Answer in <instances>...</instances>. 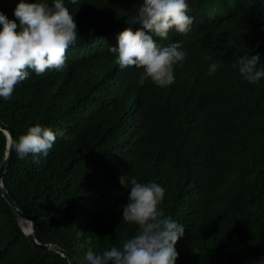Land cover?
I'll return each mask as SVG.
<instances>
[{"label": "trees", "instance_id": "1", "mask_svg": "<svg viewBox=\"0 0 264 264\" xmlns=\"http://www.w3.org/2000/svg\"><path fill=\"white\" fill-rule=\"evenodd\" d=\"M18 2L0 0V12L16 20ZM186 2L190 30L154 37L185 53L171 85L139 83L142 70L120 68L108 51L122 30L140 27L143 0H64L78 32L66 67L29 70L10 100L0 98V121L14 139L35 124L57 134L39 163L12 148L2 178L17 207L34 216L36 240L61 247L75 264L137 233L122 218L132 177L163 187L158 207L184 226L176 264L264 259V77L249 83L233 67L259 53L264 68V0ZM213 62L220 66L209 75ZM6 145L0 130V163ZM18 218L0 192V264H70L35 248Z\"/></svg>", "mask_w": 264, "mask_h": 264}, {"label": "clouds", "instance_id": "2", "mask_svg": "<svg viewBox=\"0 0 264 264\" xmlns=\"http://www.w3.org/2000/svg\"><path fill=\"white\" fill-rule=\"evenodd\" d=\"M69 2L75 5L78 0ZM188 12L186 0H143L135 21L140 27L122 30L117 45L109 46L108 51L115 54L120 68L142 70L139 83L150 79L157 86H169L174 83L173 66L184 60L185 53L179 50L178 42L162 46L154 37L167 39L171 30L187 33L193 23ZM14 16L16 20H11L0 12V98L4 100H10L16 87L29 78V70L37 75L63 70L67 50L78 40L77 25L64 0H53L51 6L36 0H19ZM204 59L211 60V57ZM260 59L259 53L244 54L233 67H238L240 75L249 83H256L264 77V68H257ZM219 66L211 63L208 74H214ZM59 135L70 139L63 131ZM56 138L51 128L35 124L18 139L9 137V145L18 158L31 155L39 163ZM118 179L126 187V178ZM128 183L130 191L122 218L137 225V233L124 240L121 247L113 246L102 254L88 251L87 264H176L179 254L175 244L184 235V226L158 207L165 189L155 182L139 183L136 177ZM258 264H264V259Z\"/></svg>", "mask_w": 264, "mask_h": 264}, {"label": "water", "instance_id": "3", "mask_svg": "<svg viewBox=\"0 0 264 264\" xmlns=\"http://www.w3.org/2000/svg\"><path fill=\"white\" fill-rule=\"evenodd\" d=\"M0 130H2L6 134V137H7L6 151H5V154H4L2 161L0 163V192H1V195L5 198V200L8 202V204L15 210L16 214L19 217L18 220L19 219H25V220L30 222L29 231L24 232V233L27 235L30 242L33 244V246L35 248L41 249V250L45 249V250L56 251V252L60 253L63 257H65L70 264H75V262L70 258L69 254L66 251H64L61 247H59L57 245H53V244H42L36 240L35 234H34L35 226H36L34 216L26 214L20 208H18L16 203L14 202V200L9 195L8 191L5 189L2 176L6 171L7 165L10 161V157L12 154V147L9 145V137L13 138V130L11 127L6 125L2 121H0ZM19 225H20V223H19ZM20 227H21V225H20Z\"/></svg>", "mask_w": 264, "mask_h": 264}, {"label": "rangeland", "instance_id": "4", "mask_svg": "<svg viewBox=\"0 0 264 264\" xmlns=\"http://www.w3.org/2000/svg\"><path fill=\"white\" fill-rule=\"evenodd\" d=\"M18 221H19V223L23 229H25L26 231H29V228H30V222L29 221H27L25 219H19Z\"/></svg>", "mask_w": 264, "mask_h": 264}]
</instances>
